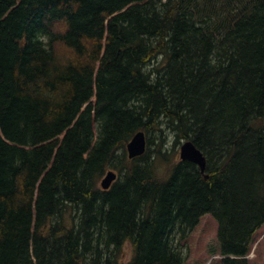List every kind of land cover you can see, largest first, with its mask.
Listing matches in <instances>:
<instances>
[{
  "label": "trees",
  "instance_id": "16d2710c",
  "mask_svg": "<svg viewBox=\"0 0 264 264\" xmlns=\"http://www.w3.org/2000/svg\"><path fill=\"white\" fill-rule=\"evenodd\" d=\"M184 141L207 179L176 157ZM206 214L220 264H249L264 0H0V264H186Z\"/></svg>",
  "mask_w": 264,
  "mask_h": 264
},
{
  "label": "rangeland",
  "instance_id": "374dc122",
  "mask_svg": "<svg viewBox=\"0 0 264 264\" xmlns=\"http://www.w3.org/2000/svg\"><path fill=\"white\" fill-rule=\"evenodd\" d=\"M178 148L176 151L177 158H179ZM171 159H173V155L171 156ZM166 166L167 165L161 164L158 168V173L162 174L163 171L166 170ZM103 177L99 179V183ZM68 222H70L69 217ZM186 247L188 250L186 264H220L222 256L217 253L214 254L218 247L217 223L211 215L206 214L201 217L199 224L187 239ZM132 253V247L129 244H126L122 250L123 261H128L131 258ZM106 256L107 255H104L105 259ZM247 260L249 264H264V225L254 235V243L251 247L250 253L247 255Z\"/></svg>",
  "mask_w": 264,
  "mask_h": 264
},
{
  "label": "water",
  "instance_id": "95a60500",
  "mask_svg": "<svg viewBox=\"0 0 264 264\" xmlns=\"http://www.w3.org/2000/svg\"><path fill=\"white\" fill-rule=\"evenodd\" d=\"M146 150V138L143 131L136 132L126 145V154L128 159H133L141 156ZM179 158L181 161H187L199 167L201 172L205 170V158L202 153L196 149L190 141H185L179 149ZM116 173L109 171L100 182L103 190H108L111 184L115 181Z\"/></svg>",
  "mask_w": 264,
  "mask_h": 264
},
{
  "label": "bare ground",
  "instance_id": "6f19581e",
  "mask_svg": "<svg viewBox=\"0 0 264 264\" xmlns=\"http://www.w3.org/2000/svg\"><path fill=\"white\" fill-rule=\"evenodd\" d=\"M25 5H26V4H25ZM16 7H17V6H16ZM45 11H46V10H45ZM18 12H19V11H18ZM22 12H23V10H22ZM18 15H19V14H18ZM164 20H165V19H164ZM134 159H135V158H134ZM145 167H146V166H145ZM205 168H206V167H205ZM109 171H111V170H109ZM109 171H107V172H109ZM107 172H106V173H107ZM112 172H113V171H112ZM114 173H115V172H114ZM200 173L203 174L204 179H207V178H208L207 174H205L204 172H201V171H200ZM105 175H106V174H105ZM105 175H104V176H105ZM103 178H104V177H103Z\"/></svg>",
  "mask_w": 264,
  "mask_h": 264
}]
</instances>
